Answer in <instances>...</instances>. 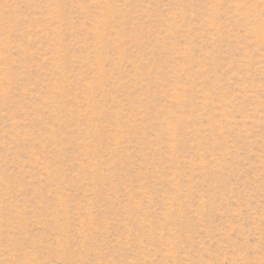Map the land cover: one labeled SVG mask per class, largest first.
<instances>
[{"label":"rangeland","instance_id":"rangeland-1","mask_svg":"<svg viewBox=\"0 0 264 264\" xmlns=\"http://www.w3.org/2000/svg\"><path fill=\"white\" fill-rule=\"evenodd\" d=\"M0 264H264V0H0Z\"/></svg>","mask_w":264,"mask_h":264}]
</instances>
